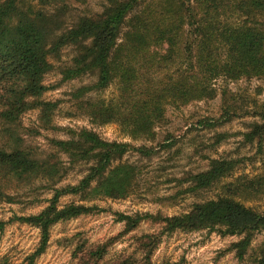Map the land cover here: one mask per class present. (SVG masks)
Instances as JSON below:
<instances>
[{"label": "trees", "instance_id": "obj_1", "mask_svg": "<svg viewBox=\"0 0 264 264\" xmlns=\"http://www.w3.org/2000/svg\"><path fill=\"white\" fill-rule=\"evenodd\" d=\"M87 2L39 0L38 6L0 0V199L12 200L10 189L37 183L53 192L40 213L18 217L41 233L30 264L46 252L56 224L98 212V206L82 202L125 199L140 189L139 170L123 163L124 156H153V148L109 142L89 129L67 130L69 139H51L52 153L40 156L38 148L25 140L21 120L38 111L40 129L60 130L54 125L59 102L44 98L45 78L55 68L51 59L61 62L62 82L95 78L74 94L77 109L93 124H118L133 140L151 142L167 121L168 107L215 99L218 80H264V0H100L99 12L78 14ZM70 49L74 55L63 63ZM113 86L118 90L116 100H82ZM221 96L227 120L255 119L245 141L261 153L264 101L227 88ZM240 163L222 157L212 160L209 169L188 176V192L198 193L231 178ZM71 171L82 174L80 181L61 186ZM261 195L264 172L225 183L217 199L195 203L181 215L119 214L118 221L125 224L123 235L145 221L159 224L160 232L138 237L135 254L113 261L107 256L116 238L99 245L82 241L75 251L77 264H152L163 236L204 230L239 237L232 250L245 261L252 257L253 239L264 232V211L241 200ZM67 196L80 202L61 206ZM252 262L264 264V248Z\"/></svg>", "mask_w": 264, "mask_h": 264}, {"label": "rangeland", "instance_id": "obj_2", "mask_svg": "<svg viewBox=\"0 0 264 264\" xmlns=\"http://www.w3.org/2000/svg\"><path fill=\"white\" fill-rule=\"evenodd\" d=\"M39 6V0H24ZM101 10L100 0H88L79 8V13L91 14ZM74 52L70 49L63 56V63H69ZM55 68L45 78L48 91L46 100L59 102L54 116V125L60 130L40 129L39 112L26 113L21 122V131L25 140L38 148L37 153L46 157L52 153L51 139H69L67 130L89 129L109 142L128 143L133 146L153 148L152 158H141L135 153L123 157V163L138 168L143 181L140 189L125 199H97L82 202L96 205L98 212L81 216L77 219L56 224L51 229L49 246L46 252L33 261V264H77L75 255L77 243L87 241L89 245L104 244L116 238L109 248L107 261L122 256L135 254L137 238L146 234L160 232V225L145 221L132 233L123 235L125 224L118 221L119 214L135 215L150 213L172 217L187 213L195 203L217 199L225 183L264 172V147L261 153L257 146L245 141V134L250 124L255 121L250 117H236L227 120L224 114L221 92L224 88L241 96L264 101V80H241L229 82L218 80L215 99L202 100L187 106L168 107L167 121L157 129L155 141L133 140L118 124L96 125L77 109L79 100L74 94L83 86L95 82L93 77L62 82L58 73L61 65L51 59ZM263 93V95H261ZM118 98L115 86L99 92L88 93L82 100L113 101ZM243 103V102H242ZM257 152V153H256ZM240 159L235 174L210 189L189 193L187 182L190 174H197L209 169L211 161L218 158ZM64 161L66 156L63 155ZM82 177L79 171H71L61 186L77 184ZM12 200L0 199V264H30L29 259L39 247L41 233L35 227L18 221L40 213L52 198V190L35 186H21L9 190ZM246 206L264 211V195L242 197ZM79 203V198H62L61 206ZM121 234V235H120ZM120 235V236H119ZM239 237L221 236L208 230L198 232L177 231L165 235L152 257V264H253L254 255L264 248V232L255 236L250 255L240 261L232 245ZM140 259V253L136 254ZM101 264H105L102 262Z\"/></svg>", "mask_w": 264, "mask_h": 264}]
</instances>
